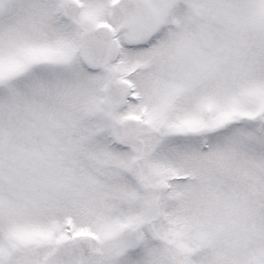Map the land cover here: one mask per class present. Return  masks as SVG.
Masks as SVG:
<instances>
[{"label":"snow or ice","instance_id":"6c2138e0","mask_svg":"<svg viewBox=\"0 0 264 264\" xmlns=\"http://www.w3.org/2000/svg\"><path fill=\"white\" fill-rule=\"evenodd\" d=\"M0 264H264V0H0Z\"/></svg>","mask_w":264,"mask_h":264}]
</instances>
